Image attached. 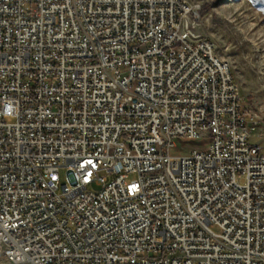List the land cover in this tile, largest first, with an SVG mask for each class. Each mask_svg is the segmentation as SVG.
<instances>
[{"label": "built area", "instance_id": "1", "mask_svg": "<svg viewBox=\"0 0 264 264\" xmlns=\"http://www.w3.org/2000/svg\"><path fill=\"white\" fill-rule=\"evenodd\" d=\"M202 14L0 0V264H264L262 118Z\"/></svg>", "mask_w": 264, "mask_h": 264}, {"label": "rangeland", "instance_id": "2", "mask_svg": "<svg viewBox=\"0 0 264 264\" xmlns=\"http://www.w3.org/2000/svg\"><path fill=\"white\" fill-rule=\"evenodd\" d=\"M203 5L201 30L214 40L232 64L244 105L262 118L264 131V0H189ZM258 139H252V142ZM263 143L264 139L260 141ZM207 144V141L179 142L174 155ZM132 174L129 180L136 179ZM64 182L65 172L61 173Z\"/></svg>", "mask_w": 264, "mask_h": 264}]
</instances>
